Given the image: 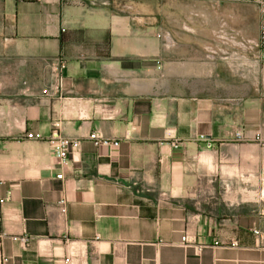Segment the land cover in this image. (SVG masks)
Instances as JSON below:
<instances>
[{"label":"crops","instance_id":"crops-1","mask_svg":"<svg viewBox=\"0 0 264 264\" xmlns=\"http://www.w3.org/2000/svg\"><path fill=\"white\" fill-rule=\"evenodd\" d=\"M124 1L0 0V264H264V70Z\"/></svg>","mask_w":264,"mask_h":264},{"label":"rangeland","instance_id":"rangeland-1","mask_svg":"<svg viewBox=\"0 0 264 264\" xmlns=\"http://www.w3.org/2000/svg\"><path fill=\"white\" fill-rule=\"evenodd\" d=\"M148 1L150 10L161 14L164 19L161 22L167 26L171 23L177 24L179 18L186 13L188 18L201 17L205 28L218 30L216 35L198 37L208 45L206 51L210 54H216L222 61L228 56L231 59L235 58L236 64H242L245 61L243 59V54H245L254 74L264 70V46L260 43L262 19L255 5L247 3L212 5L206 2L191 1L173 7L159 6L156 1ZM129 2L125 0L124 4ZM233 53L236 54L235 57L231 56Z\"/></svg>","mask_w":264,"mask_h":264},{"label":"built area","instance_id":"built-area-1","mask_svg":"<svg viewBox=\"0 0 264 264\" xmlns=\"http://www.w3.org/2000/svg\"><path fill=\"white\" fill-rule=\"evenodd\" d=\"M158 1H161V0H158ZM193 1L206 2L212 5H221L225 3H247V4L255 5L259 10L261 19H262L261 26H260V43L262 46H264V0H193ZM44 94L49 95L50 92L48 90H45ZM59 127L60 125L56 123L54 132L52 133L50 137L47 138L46 141L52 147L54 156L57 159L58 163L60 165H67L69 163V155L72 149L76 146L77 142L61 135L58 131ZM239 137H241L240 134H239ZM27 138L41 140L39 137H35L33 134H28ZM200 138L202 141L206 142L207 148H212L213 145L206 141L205 136H201ZM99 144L104 145V146H109V145L118 146L119 145L118 142L111 143L108 140H101L99 141ZM57 177L58 179H63L64 176L63 174H59ZM5 202L6 201L4 199L0 200L1 204ZM60 205L62 207V211L66 212L65 201H60ZM256 233L258 234L259 232H256ZM22 241L27 242V239H22ZM186 241H187V237H183V242H186Z\"/></svg>","mask_w":264,"mask_h":264}]
</instances>
